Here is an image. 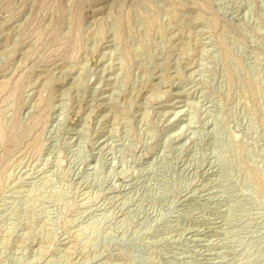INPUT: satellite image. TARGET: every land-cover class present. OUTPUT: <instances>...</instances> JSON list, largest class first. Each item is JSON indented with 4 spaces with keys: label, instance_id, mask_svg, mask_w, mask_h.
Segmentation results:
<instances>
[{
    "label": "rangeland",
    "instance_id": "374dc122",
    "mask_svg": "<svg viewBox=\"0 0 264 264\" xmlns=\"http://www.w3.org/2000/svg\"><path fill=\"white\" fill-rule=\"evenodd\" d=\"M0 264H264V0H0Z\"/></svg>",
    "mask_w": 264,
    "mask_h": 264
}]
</instances>
